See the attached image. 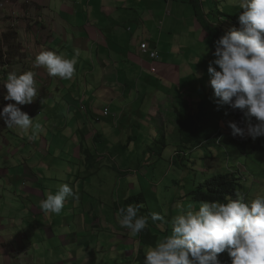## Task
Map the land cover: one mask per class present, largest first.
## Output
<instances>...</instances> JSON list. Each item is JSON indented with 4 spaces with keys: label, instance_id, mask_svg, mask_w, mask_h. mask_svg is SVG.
<instances>
[{
    "label": "crops",
    "instance_id": "0c3cea01",
    "mask_svg": "<svg viewBox=\"0 0 264 264\" xmlns=\"http://www.w3.org/2000/svg\"><path fill=\"white\" fill-rule=\"evenodd\" d=\"M240 12L239 0H10L0 11V50L7 52V40L21 55L0 66V83L4 72L37 73L34 102L19 107L42 128L32 140V129L16 126L0 136V264H144L159 231L147 226L145 245L144 233L133 235L117 216L130 198L147 201L142 181H117L111 191L104 176L114 172L119 180L151 160L131 149L165 139L168 126L179 129L181 98H215L204 76L215 49L200 46L203 21L218 20L227 32L238 23L224 13L238 19ZM144 44L160 53L156 62ZM44 50L66 58L79 51L74 77L33 68ZM65 183L79 198L68 197L59 215L43 212L40 202ZM116 191L125 204L111 206Z\"/></svg>",
    "mask_w": 264,
    "mask_h": 264
},
{
    "label": "clouds",
    "instance_id": "9594fccd",
    "mask_svg": "<svg viewBox=\"0 0 264 264\" xmlns=\"http://www.w3.org/2000/svg\"><path fill=\"white\" fill-rule=\"evenodd\" d=\"M239 7L238 27L234 25L216 40L215 59L209 62L208 73L218 105H227L243 115L244 127L228 123L232 136L255 141L264 137V0H239ZM78 57L79 51L66 58L63 52L44 50L36 55L32 66L70 80L76 73ZM36 75L32 70L9 72L3 85L7 93L4 98L16 103L0 111L7 127L16 126L25 132L32 129L30 140L42 126L18 105L34 102ZM219 139L221 143L222 137ZM68 197L79 198L72 186L61 184L55 194H47L40 208L46 214L59 215ZM235 197H227L226 202L202 201L198 210L188 203L186 211L170 221L157 212L141 214L142 204H129L118 210V223L133 235L147 228L149 218L153 223L170 224V234L147 249L144 264H220L218 256L225 252L231 264H264V195L249 202L239 192Z\"/></svg>",
    "mask_w": 264,
    "mask_h": 264
},
{
    "label": "rangeland",
    "instance_id": "374dc122",
    "mask_svg": "<svg viewBox=\"0 0 264 264\" xmlns=\"http://www.w3.org/2000/svg\"><path fill=\"white\" fill-rule=\"evenodd\" d=\"M224 15L238 23V19H233L235 14L227 15L224 13ZM203 23L206 29L200 35V46L203 44L204 48L215 49L216 40L225 33L223 30L220 31V29L224 28L225 24H217L218 20L208 23L207 21H203ZM195 32V25H192L189 28L191 38L197 36ZM204 76L210 77L208 70L204 73ZM192 77L195 79L201 78L202 73H199L198 77ZM146 123L147 113L145 112L143 120L144 134L149 129ZM226 126L225 123L222 124L223 136L221 143L212 144L211 146L204 144L194 149L191 147V143H187V145L181 143L180 137L182 136L179 129L173 130L172 127L168 126V130L165 129V139H162L163 135L161 134L159 142L150 140L148 142L149 147L143 146L131 149L135 154L141 152L144 155L152 157L151 160L148 158L141 161L142 164L139 171L134 167L127 177L123 173H120L119 180L116 179V173L114 172L112 174H105L104 177L108 182V188L113 191L117 188V181L131 184L135 181L138 182L140 178L147 198L146 204L142 207L146 211H141L140 213L148 215L152 212H157L164 216L166 221H170L173 216L186 211L188 203H192L194 210H198L200 203H196L192 199V192L216 175L235 174L236 182L240 184L238 187L239 193H246L247 202L258 195H264V153L240 154L235 147L229 145L230 135L224 133L227 132ZM177 150H183L184 155L187 154L188 161L186 163H173L172 158ZM163 151L164 155L162 156ZM126 156H129L130 159L135 158V162L137 160L130 152ZM179 163L183 164V166ZM110 166H112L110 163L106 165V169ZM135 172L138 173V177L133 175ZM144 174L148 175V177ZM122 190L121 194L126 192L124 188ZM148 192L150 195H148ZM114 193L116 195L111 200V206L114 201L117 204L120 202L121 204H125L124 201L127 197L119 193L117 194V191ZM148 227L159 231L156 233L160 237L159 240L170 234V224L168 223H153L149 218ZM226 258L230 259L229 256Z\"/></svg>",
    "mask_w": 264,
    "mask_h": 264
},
{
    "label": "trees",
    "instance_id": "16d2710c",
    "mask_svg": "<svg viewBox=\"0 0 264 264\" xmlns=\"http://www.w3.org/2000/svg\"><path fill=\"white\" fill-rule=\"evenodd\" d=\"M4 47H7V52L3 53L0 50V66L1 68H8L9 57L20 58V52L15 49L14 45L10 44L7 40L4 42ZM6 72H4L3 80L6 79ZM3 83H0V111L9 103H16L15 101L5 100L6 89L3 87ZM217 98L206 96L204 99L195 101L193 99L181 98L179 107L178 124L181 133V139L184 145L191 143V147L194 149L206 144H215L220 137H222V124L225 123L229 129L228 135H230L229 145L235 147L237 151L242 155H250L254 153H264V137L257 138L253 141L250 137L241 138L239 136L233 137L231 129L228 127L230 121L237 122L238 126L244 127L242 123L243 115L239 110L233 111L229 106H220L216 102ZM19 106V105H18ZM227 113V114H226ZM255 122V121H254ZM14 127V126H13ZM12 127H7L3 119H0V136L3 133L9 131ZM183 150H180V155L177 162L186 163ZM191 161V158H190ZM190 163V162H189ZM180 164V163H179ZM183 166V164H180ZM240 184L236 182V175L227 173L223 175H216L204 184L200 185L197 190L192 192V199L196 203L202 201H214L220 200L226 202L227 197L235 199V194L239 192ZM246 196V193H241ZM246 198V197H245ZM247 202V198L245 200ZM129 204H146L144 195H138L135 198H130L127 201ZM125 207V206H124ZM145 212V209H140V212ZM148 227L143 231V242L146 245L145 238ZM156 243L157 236L154 237ZM228 254H219L218 258L220 264H230L231 259H227ZM145 260V258H144Z\"/></svg>",
    "mask_w": 264,
    "mask_h": 264
},
{
    "label": "built area",
    "instance_id": "2783aa9c",
    "mask_svg": "<svg viewBox=\"0 0 264 264\" xmlns=\"http://www.w3.org/2000/svg\"><path fill=\"white\" fill-rule=\"evenodd\" d=\"M9 3H10V0H0V11L5 10V9L8 7V4H9ZM142 49H143V52H144V53L150 55L149 57H150V59H151L152 61H154V62L157 61V59H158V57H159V55H160V53H159L158 51H153V52H155L156 54H155V55H152L153 52L149 51V46H148L147 44H144V45L142 46ZM150 70H151L152 73H157V69H156L155 66H152ZM107 115H109V109H107V110L105 111V116L107 117ZM218 143H220V139H218Z\"/></svg>",
    "mask_w": 264,
    "mask_h": 264
}]
</instances>
